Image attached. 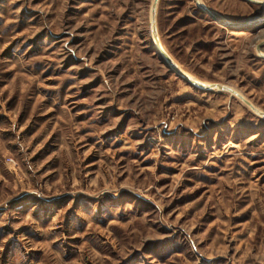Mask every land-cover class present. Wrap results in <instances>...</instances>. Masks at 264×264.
<instances>
[{
	"label": "rangeland",
	"instance_id": "rangeland-1",
	"mask_svg": "<svg viewBox=\"0 0 264 264\" xmlns=\"http://www.w3.org/2000/svg\"><path fill=\"white\" fill-rule=\"evenodd\" d=\"M208 12L0 0V264H264V31Z\"/></svg>",
	"mask_w": 264,
	"mask_h": 264
},
{
	"label": "crops",
	"instance_id": "crops-1",
	"mask_svg": "<svg viewBox=\"0 0 264 264\" xmlns=\"http://www.w3.org/2000/svg\"><path fill=\"white\" fill-rule=\"evenodd\" d=\"M208 11L217 16L222 29L231 35L246 31L253 33L251 28L264 18V0H199ZM232 4L231 8L226 6ZM260 54V53H259Z\"/></svg>",
	"mask_w": 264,
	"mask_h": 264
},
{
	"label": "bare ground",
	"instance_id": "bare-ground-1",
	"mask_svg": "<svg viewBox=\"0 0 264 264\" xmlns=\"http://www.w3.org/2000/svg\"><path fill=\"white\" fill-rule=\"evenodd\" d=\"M258 28H261V29H258L257 31H255V33H257V32H263L264 31V22H262L259 26H258ZM156 49H157V51L158 52H160V53H163V54H167L166 53V49L164 48V46H162V44L158 41V39H156ZM260 54H261V52H259ZM171 59V58H170ZM171 61H172V63H174L173 62V60L171 59ZM178 70H179V72L180 73H182L188 80H191V81H194V82H197L196 81V79H195V77H193V76H191V75H189L188 73H186V72H184L183 70H181V69H179L178 68ZM183 77V76H182ZM208 85V84H207ZM213 86H215V85H213ZM224 86V85H223ZM215 88H216V86H215ZM227 88V87H226ZM229 90H232V89H230V88H228ZM235 94L237 95V96H239L240 98H242V96H240L237 92H235ZM252 106V105H251ZM258 112H260L261 113V111H259V110H257V113Z\"/></svg>",
	"mask_w": 264,
	"mask_h": 264
},
{
	"label": "water",
	"instance_id": "water-1",
	"mask_svg": "<svg viewBox=\"0 0 264 264\" xmlns=\"http://www.w3.org/2000/svg\"><path fill=\"white\" fill-rule=\"evenodd\" d=\"M207 12H208V10H207ZM209 13V12H208ZM259 22L260 21H263L264 22V19H259L258 20ZM164 56H165V58L167 59V61L169 62V64H170V66L173 68V70L175 71V72H177L178 74H180L181 76H183L187 81H189V82H191V83H195L194 81H191V80H188L182 73H180L179 72V70H178V68H176V66H174L173 65V63H172V61H171V59L166 55V54H163ZM205 88H210L209 86L207 87V86H204ZM240 95V94H239ZM247 104H249L250 105V103L248 102V101H246V100H244Z\"/></svg>",
	"mask_w": 264,
	"mask_h": 264
}]
</instances>
